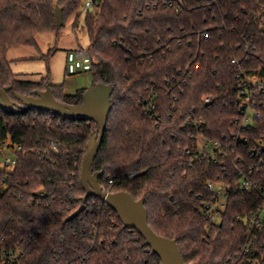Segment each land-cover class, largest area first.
Here are the masks:
<instances>
[{"label":"trees","instance_id":"obj_1","mask_svg":"<svg viewBox=\"0 0 264 264\" xmlns=\"http://www.w3.org/2000/svg\"><path fill=\"white\" fill-rule=\"evenodd\" d=\"M85 1L0 0V88L21 104L14 93L30 96L48 85L57 101L80 104L86 89L69 95L48 76L21 80L7 52L36 47L37 35H57L84 13L92 87L113 88L91 167L102 173L99 185L143 199L149 226L176 241L185 264H264V221L254 228L248 218L264 195V92L251 89L248 104L263 117L244 123L245 88L232 64L236 59L246 76L264 77V0H93L83 10ZM149 98L155 110L145 113ZM97 131L91 121L0 108V144L10 137L21 148L0 187V237L20 248V264H161L95 197L67 220L82 204L81 162ZM198 136L219 141L225 155L191 162L183 150ZM242 178L253 183L248 191L238 189ZM209 181L229 193L213 226L201 211Z\"/></svg>","mask_w":264,"mask_h":264},{"label":"water","instance_id":"obj_2","mask_svg":"<svg viewBox=\"0 0 264 264\" xmlns=\"http://www.w3.org/2000/svg\"><path fill=\"white\" fill-rule=\"evenodd\" d=\"M56 26L62 25L61 12L55 9ZM9 88H0V108L6 113H21L30 110L53 112L67 120H85L94 122L97 135L90 138L86 153L83 155L80 169V184L85 192L82 204L68 217V221L78 217L84 210L89 197L103 201L118 216L122 227L137 232L161 264H185L175 240L157 235L149 226L147 210L143 199L135 200L126 192L110 193L99 185L101 172L92 173L91 167L100 149L107 119L111 110L110 96L113 88L109 85L98 84L85 90L82 102L78 105H69L57 101L50 86L44 90L33 91L30 96L14 93V97L21 102L13 101L7 91Z\"/></svg>","mask_w":264,"mask_h":264},{"label":"rangeland","instance_id":"obj_3","mask_svg":"<svg viewBox=\"0 0 264 264\" xmlns=\"http://www.w3.org/2000/svg\"><path fill=\"white\" fill-rule=\"evenodd\" d=\"M83 20L84 13L76 25L74 19L69 20L57 35H37L36 47L18 46L9 49L7 60L12 72L25 81L37 82L48 76L51 84H62L64 92L69 95L79 89L92 87L90 58L80 56L81 51L88 52L89 46ZM249 115H253L252 110ZM3 156L11 157V153L4 151Z\"/></svg>","mask_w":264,"mask_h":264},{"label":"built area","instance_id":"obj_4","mask_svg":"<svg viewBox=\"0 0 264 264\" xmlns=\"http://www.w3.org/2000/svg\"><path fill=\"white\" fill-rule=\"evenodd\" d=\"M92 2L86 0L84 2L83 9L86 10L91 6ZM81 57H88V53L80 52ZM233 66L238 70L237 77L240 78L241 86H244V95L246 96L244 100H240L242 102V106L247 105L245 108L244 114V123H251L252 121L261 120L263 117L261 110H253L248 105L253 97L254 93H252L251 89H255L257 94H261L264 92V77L259 76H246L241 69L239 68L240 63L238 60H232ZM203 100L205 102H209V97H204ZM254 106V103H253ZM155 110V103L152 98H149L145 103L144 111L145 113H151ZM252 110L253 115L250 116L249 112ZM234 142H238L241 140L242 142H247L246 138L238 139L237 136H232ZM10 137H7V140L0 144V187L4 185L5 180V172L11 171L16 166V155L15 153L19 151L21 148L19 145H11ZM52 150L56 151V145L52 146ZM6 151L11 153V157L3 156L2 153ZM184 155L190 157V161L196 159H204L210 158L214 162L218 160V157H223L225 154L222 152V147L219 141H208L202 136L197 137L196 146L193 149H184ZM254 154L260 155V151H254ZM4 174V175H2ZM138 173H133L131 177L137 175ZM111 183V181H108ZM253 186V183H250L247 179H241L240 185L238 186L239 191H248L250 187ZM103 188V187H102ZM207 188L211 193V196L204 201L201 211L204 217L209 221V225L213 226L220 222L221 214L225 209L226 200L228 199V187L225 184L218 183V182H207ZM104 189V188H103ZM105 190V189H104ZM251 225L254 228H259L264 221V195H263V202L260 206L256 207L255 210L251 211L248 215ZM247 247L244 248L243 252L247 253ZM21 250L19 247H9L6 246L3 238L0 237V264H20L21 261ZM251 262V261H250Z\"/></svg>","mask_w":264,"mask_h":264},{"label":"crops","instance_id":"obj_5","mask_svg":"<svg viewBox=\"0 0 264 264\" xmlns=\"http://www.w3.org/2000/svg\"><path fill=\"white\" fill-rule=\"evenodd\" d=\"M55 85H57V84H55Z\"/></svg>","mask_w":264,"mask_h":264}]
</instances>
